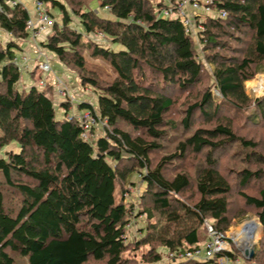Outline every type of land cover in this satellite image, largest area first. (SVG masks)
I'll return each instance as SVG.
<instances>
[{"label":"trees","instance_id":"16d2710c","mask_svg":"<svg viewBox=\"0 0 264 264\" xmlns=\"http://www.w3.org/2000/svg\"><path fill=\"white\" fill-rule=\"evenodd\" d=\"M42 1L59 7L63 17L60 23L48 7L54 27L42 48L72 65L82 85L94 87L98 105L76 98L59 102L35 84L18 88V41L31 35L26 27L32 16L24 5L2 0L0 26L12 38L0 42V264H124L132 245H151L159 261L156 245L169 254L202 246L209 239L207 223L226 233L233 183L214 151L239 143L251 151L246 159L256 155L264 164L255 141L219 120L224 108L242 110L250 103L264 116V96L252 100L245 87L252 65L264 61V0H213L215 15L193 14L204 24L197 37L180 17L163 16L179 0H98L110 15L93 10V0ZM95 31L105 35L103 41L89 37ZM85 51L106 61L114 77L99 79ZM205 59L214 65L212 73ZM196 89L180 122L167 117L179 100L174 95L191 96ZM74 103L95 117L89 139L78 116H56L57 104L69 111ZM199 118L215 125L194 129ZM165 142L176 147L157 162ZM191 155L204 156L194 173L167 174ZM135 174L145 184L141 208L116 199L118 181ZM239 176L240 196L264 225V173L243 169ZM254 178L261 182L257 195L246 192ZM3 181L20 195L17 208L7 207ZM188 191L193 194L186 199ZM136 216H146L147 224L132 244L126 232Z\"/></svg>","mask_w":264,"mask_h":264},{"label":"rangeland","instance_id":"374dc122","mask_svg":"<svg viewBox=\"0 0 264 264\" xmlns=\"http://www.w3.org/2000/svg\"><path fill=\"white\" fill-rule=\"evenodd\" d=\"M85 1L88 3L91 0ZM23 2L25 7L29 9L32 18L36 20V0H23ZM91 3L93 10L98 11L102 15H110L105 9L101 7V4L98 0H93V2ZM48 7L54 12V14L57 16L56 19L61 23L63 17L60 8L56 7L54 9L53 5L51 4H48L47 8ZM185 10L190 13L191 7L187 5ZM53 23L54 18L52 23L48 24L37 37L34 36L33 33V35H30L28 38H24L18 41L19 44L23 47L21 54L26 53L30 57L28 61L24 62L20 57L21 80L17 85L18 88H29L33 84L37 85L40 79L39 75H41V70H39V63L43 60H48L49 62H51L53 71L48 74L43 73L42 77L47 76L48 86L46 90L51 98L56 100L54 77L61 76V78L65 82L66 87H68L74 98L78 100H86L91 104L93 103L94 107L97 109L98 96L95 92L94 87H92L91 85H82L79 80V75L72 65L69 67L65 66L64 64L60 63L59 59L51 52H49L45 47L42 48L41 41L47 39L49 33L53 31ZM81 29L83 28L81 27ZM11 38L12 35L3 30L0 26V42L2 44H5ZM34 54H36L37 56L35 57ZM85 54L87 56L89 68L93 70L96 69L99 72V79L106 80L108 78L111 79L112 77H114V72L106 61L100 58H92L86 51ZM204 61L206 67L208 68V71L212 73V71H214V65L206 59ZM33 69L37 75H32V72L30 71H32ZM251 70L254 73V76L245 82V87L247 94L252 100H254L264 96V61L253 64ZM101 83L104 82L101 81ZM206 83H209V79H206ZM205 85L207 84L202 85V87ZM260 86L263 87L262 91H259ZM198 91L199 89H196V91H194L191 96H189L190 91H185L182 94L180 93L179 95H174L175 98L179 100H177L176 104L168 113L167 117L180 122V120L184 117L186 109L188 108L190 103L194 102V99L197 98V96H195L194 94H197ZM212 91L216 99H222L216 87H212ZM55 109L56 116L58 118L65 117L67 112L71 114L78 112L76 103L72 105L69 111H66L63 106H60L58 104L56 105ZM258 109L259 108H257L254 103L246 105L242 110L224 108L219 120L226 123L231 121L234 130L237 133V136L242 137L246 140L255 141L258 144L255 153L264 156V116L259 112ZM214 125L215 124H203V121L199 118L194 126V129H196L197 127H213ZM183 129L184 127L181 125L182 132ZM100 134L101 131H98L97 137ZM91 138L94 140V142L97 139L96 137L95 139L93 137ZM164 145H166L165 148L157 152V154L154 156L157 162L161 158L166 156L167 153L170 154L172 151H174L176 147L174 143L169 142H165ZM249 153L251 154L250 150L241 147L239 143H235L230 144L226 149L222 148L220 150H216L213 154L215 155V158H219L220 160L221 172L228 174L229 179L233 183V193L230 206L231 224L226 232L229 245L234 249V254L236 256L238 254L237 257L240 258L242 264H264V225L262 224L260 217L258 216V210L255 207L248 205L245 199L240 196V191L242 188L240 187V184L238 182L240 177L239 175L243 173V169H251L253 171L261 170L264 173V164H260L257 162L256 155H253L254 157L250 160L246 159ZM202 161H204V156L199 155L198 157H196L191 155L185 162H179V164L169 166L170 168H168L167 174L169 176H173V174L178 172V170L180 169L188 171L189 173H194L195 169L200 165ZM0 180H2L1 177ZM260 185L261 182L254 178L248 185V188H246V192L251 195H257ZM2 187L6 193L7 207L17 208L19 204L18 200H20V195L14 190L8 188L4 181ZM144 191L145 184L143 183L139 174H135L132 175L126 183H121L120 181H118L116 189V199L118 201L123 199L128 205L133 204L135 205V207L141 208L139 202L140 197L143 195ZM191 194H193V192L188 191L183 194V197L188 199ZM189 201L192 200L189 199ZM143 207L144 205H142V208ZM136 213H138L137 208ZM256 223L258 225H256ZM146 224V216L134 217L126 232V235L128 237L127 241L134 244L137 239L141 237V232L143 231L142 228H145ZM244 227L249 228V230L245 233H243L245 230ZM155 247V250L163 254L161 260H153V257L151 255V245H142L140 247L132 245L124 254V264H170L171 260L169 259L168 250L159 245H156ZM246 249L253 250L254 256L255 254H257L259 260H254V258L247 259L245 255ZM17 258L19 262H25V260L20 256H17ZM178 262H183V260H180ZM182 264L199 263L194 261H185Z\"/></svg>","mask_w":264,"mask_h":264},{"label":"built area","instance_id":"2783aa9c","mask_svg":"<svg viewBox=\"0 0 264 264\" xmlns=\"http://www.w3.org/2000/svg\"><path fill=\"white\" fill-rule=\"evenodd\" d=\"M5 4L10 7H15L18 4L24 5L23 0H3ZM213 0H179L178 7L170 6L164 8L163 16L166 17H180L183 21L186 31L194 37H197L198 34L204 30L203 21L197 20L193 17L195 15H215L213 9L211 8V3ZM191 7V12L187 13L185 10L186 6ZM25 6V5H24ZM176 7V9H174ZM3 3L0 0V11H3ZM35 10L37 19L30 18L27 22V31L31 35L38 36L45 29L48 24L52 23L51 14L47 8V5L42 0H36ZM198 13V14H197ZM220 15L225 16V12H220ZM89 37L94 41H103L105 35L101 31H95L89 35ZM22 60L28 61L29 55L26 53L21 54ZM17 62H20L19 59ZM40 79L38 81L37 87L39 89H45L48 86L47 76L42 77L43 73L48 74L53 71L51 62L48 60H43L39 63ZM55 79V93L62 101L75 100L72 96V93L66 87L64 80L61 76L54 77ZM74 116L71 113L67 114V117L70 119ZM78 118L82 121L83 133L82 136L85 139H89L90 131L93 126L96 125L95 117L89 112L85 111ZM209 239L200 247L188 248L180 253H170L169 257L173 260H194V259H204L206 264H242V261L239 257L234 254V249L229 245L228 237L226 233L219 232L214 229V227L207 223ZM232 254V255H231Z\"/></svg>","mask_w":264,"mask_h":264},{"label":"crops","instance_id":"0c3cea01","mask_svg":"<svg viewBox=\"0 0 264 264\" xmlns=\"http://www.w3.org/2000/svg\"><path fill=\"white\" fill-rule=\"evenodd\" d=\"M37 54V53H36ZM36 54H34V56L36 57L37 55ZM36 65H37V63H36ZM35 68V67H34ZM30 72H32V75L34 74H36L35 73V71H34V69L32 70V71H30ZM37 75V74H36ZM40 76V75H39ZM55 99H56V101H59V102H62V100L58 97V95L55 93ZM85 111L84 110H81V109H79L78 108V112L76 113H73V115H76L77 114V116H81L83 113H84ZM184 261H188V260H184ZM194 262H198L199 264H206V261L202 258H200V259H194L193 260Z\"/></svg>","mask_w":264,"mask_h":264},{"label":"water","instance_id":"95a60500","mask_svg":"<svg viewBox=\"0 0 264 264\" xmlns=\"http://www.w3.org/2000/svg\"><path fill=\"white\" fill-rule=\"evenodd\" d=\"M245 255H246L247 259H252V258L254 257L253 250H251V249H246V251H245Z\"/></svg>","mask_w":264,"mask_h":264},{"label":"bare ground","instance_id":"6f19581e","mask_svg":"<svg viewBox=\"0 0 264 264\" xmlns=\"http://www.w3.org/2000/svg\"><path fill=\"white\" fill-rule=\"evenodd\" d=\"M262 88H263V87L260 86L259 91H260V90L262 91ZM256 225H258V224L256 223ZM244 228H245V227H244ZM245 230H246V231H245ZM245 230H244V232H243V231H242V232H243V233L247 232V231L249 230V228H245Z\"/></svg>","mask_w":264,"mask_h":264}]
</instances>
